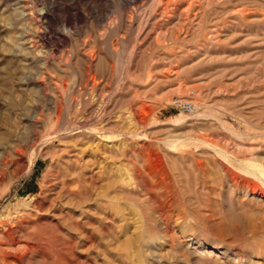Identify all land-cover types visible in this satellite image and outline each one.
<instances>
[{"label":"rangeland","instance_id":"1","mask_svg":"<svg viewBox=\"0 0 264 264\" xmlns=\"http://www.w3.org/2000/svg\"><path fill=\"white\" fill-rule=\"evenodd\" d=\"M94 1L26 0L38 10L50 7L48 17L58 34L36 44L35 62L30 67L28 63L21 65L6 47L11 33L7 20L13 8L0 1V172L4 168L0 238L6 229L14 230V237L22 244L19 253L23 264H53L55 259L59 264H264V26L261 30L254 25L246 27L232 11L221 14L231 10V5L209 0L203 2V24L193 23L190 36L181 41V34L176 33L182 25L178 12L166 19L167 24H163L165 18L157 24L152 17L154 0ZM216 18L223 26L220 44L204 36ZM36 30L34 27L31 33L38 35ZM175 35L181 36L178 42ZM78 51L79 57L73 59ZM220 51L224 58L215 62V53ZM41 59L49 61V67H43ZM40 70L49 80L60 81L57 92L64 111L53 134L72 120L85 119L87 131L92 129L90 132L103 141H98L100 148L112 149L116 156H111L113 161L103 156L107 174L96 186L99 189L94 188L93 200L96 195L109 196L107 178H118L110 172L115 166L129 172L136 169L149 184L144 192L131 190L121 183L122 178L116 179L113 226L109 222L110 204L97 200V205L92 201V208L99 212L106 209L105 215L91 217L93 225L83 226L84 234L74 226L86 223L76 206L69 222L45 209L48 194L43 185L52 179L56 168L52 165L48 169L51 159L40 155L52 154L57 144L50 138L40 141L32 151L28 148V135L49 130L46 125L35 127L21 119L24 105L38 103L42 108L47 102L38 101L32 86L18 88L22 79L33 81L36 77L39 82ZM92 78V83H85ZM179 84L186 87L176 89ZM48 87L49 93L53 87ZM77 97L83 100L78 105ZM173 97L191 98L196 112L186 115L171 109ZM95 129L99 132H93ZM18 148L24 154L15 157L13 152ZM4 161L7 164L3 167ZM159 206L164 207V213L154 212ZM36 224L45 234L41 235L44 232ZM24 232L35 233V239L23 238ZM2 242L0 247H6ZM42 242L51 244L43 246ZM35 243L42 244L41 251L22 250L24 245ZM54 247L66 251L64 258H56ZM43 250L51 262H44Z\"/></svg>","mask_w":264,"mask_h":264},{"label":"bare ground","instance_id":"2","mask_svg":"<svg viewBox=\"0 0 264 264\" xmlns=\"http://www.w3.org/2000/svg\"><path fill=\"white\" fill-rule=\"evenodd\" d=\"M3 5L7 6L10 5L13 9H11L10 12H12L10 14V18H8L7 22V26L9 31H11V33H8V37H7V43H6V47H8L9 49V53L11 52V54L13 55L14 58L18 59L19 63H23L21 65L27 64L29 67L32 64V62H35L34 57H35V53L38 50L36 47V44H38V42H46L47 40H53L55 39V36H57L58 34L52 29L51 27V20L49 19V15L48 12L51 11L50 7L43 9V10H38L36 9V7H34L31 3H26V0H0ZM94 1V0H93ZM96 1V0H95ZM94 1V2H95ZM98 2L100 0H97ZM153 1V0H152ZM214 0H212L213 2ZM219 4L222 6H232L231 10H225L224 13L221 14H227V12L229 13L230 11H232V13L235 15V17H237V19L239 20V22L243 25H246V27L248 26H257L260 30L261 27L264 26V0H218ZM45 2V1H44ZM134 2V1H133ZM203 2H205L207 4V2H209V0H154V4H153V12H152V17L156 22H159L161 20H166L168 17H171L172 14L175 12L177 15L178 12V17H180L182 19V25H181V29L176 32L177 34H181L178 35L180 36L182 39L181 41H183V39H187L190 35L191 29L193 27V23H195L196 21H198L196 23V25H198L199 23H201V25L203 24V19L205 17V13L204 11H202L203 6ZM96 3V2H95ZM218 4V3H217ZM2 5V6H3ZM79 5V4H77ZM89 5V4H88ZM91 5V4H90ZM94 5V3H93ZM133 5V4H132ZM50 6V5H49ZM74 6V5H73ZM134 6V5H133ZM137 6V5H135ZM143 6V5H142ZM218 6V5H217ZM61 7V6H60ZM214 7V5H213ZM9 8V7H8ZM52 8V7H51ZM132 8V6H131ZM140 8V7H139ZM208 11H209V7ZM10 9V8H9ZM94 9V8H93ZM135 9V8H134ZM204 9V8H203ZM215 9V7H214ZM230 9V8H229ZM8 10V9H7ZM55 10V9H54ZM64 10V9H63ZM137 10V8H136ZM133 11V9H132ZM55 11H53L54 13ZM127 12V11H126ZM221 12V11H220ZM129 13V12H128ZM174 13V14H175ZM1 14V13H0ZM6 14V13H5ZM52 14V13H51ZM133 14V13H132ZM173 14V15H174ZM130 15V16H129ZM128 16L131 17V14H129ZM134 15V14H133ZM126 16V15H125ZM135 16V15H134ZM137 16V15H136ZM207 16V15H206ZM128 17V18H129ZM175 17V16H173ZM233 17V15H232ZM52 18V17H51ZM151 18V17H150ZM176 18V17H175ZM67 19V18H66ZM132 19V17L130 18ZM206 19V18H205ZM226 19V18H225ZM219 18H216V20L212 23L210 29H208L209 31L207 32V34H205V40H210V41H214L217 44H220L221 42V29H223L222 24L220 23ZM74 21V20H73ZM131 23V20H129ZM226 21V20H225ZM232 21V20H231ZM3 22V21H2ZM152 22V21H151ZM167 20L165 23L163 24H167ZM212 22V21H211ZM223 22V21H221ZM71 23V22H69ZM68 23V24H69ZM123 23V22H122ZM129 23V22H128ZM129 23V24H130ZM162 23V22H161ZM170 23V22H169ZM226 23V22H223ZM65 24V23H64ZM127 24V22H126ZM127 24V25H129ZM157 24H160L157 23ZM172 24V23H170ZM66 25V24H65ZM156 25V24H155ZM227 25V23H226ZM225 25V26H226ZM263 25V26H262ZM171 26V25H170ZM205 26V25H204ZM36 27V29L38 30L39 34L38 35H33L32 29ZM42 27H44L45 29H42ZM167 27V26H166ZM227 27V26H226ZM127 28V27H126ZM179 28V27H178ZM209 28V27H208ZM225 28V27H224ZM2 29V28H1ZM64 29V27H63ZM157 29V28H156ZM195 29V28H194ZM263 29V28H262ZM7 30V29H6ZM36 30V31H37ZM158 30V29H157ZM183 30V31H182ZM229 30V29H228ZM1 31V30H0ZM159 31V30H158ZM172 31V30H171ZM193 31V30H192ZM256 31V30H255ZM35 32V31H34ZM33 32V33H34ZM62 32V31H61ZM64 32V31H63ZM165 32V31H164ZM200 32V31H199ZM37 33V32H36ZM257 33V32H256ZM262 34V33H261ZM255 35V34H253ZM176 36V35H175ZM176 36L175 37V42H178L179 37ZM256 36V35H255ZM174 37V36H173ZM263 37H261L262 39ZM4 39V38H3ZM157 40V39H156ZM260 40V39H259ZM55 41V40H54ZM53 43V41H51ZM149 42V41H148ZM262 42V41H261ZM157 44L158 41H156ZM264 43V42H263ZM41 44V43H39ZM44 44V43H43ZM202 44V43H201ZM45 45V44H44ZM54 45V44H53ZM38 46V45H37ZM41 47V45H40ZM42 48V47H41ZM49 48V47H48ZM58 48V47H57ZM96 48V47H95ZM52 49V48H51ZM46 50V49H45ZM7 51V50H6ZM55 52V51H54ZM53 52V53H54ZM85 52V51H84ZM38 53V52H37ZM46 53V52H45ZM52 53V52H51ZM81 56H83L84 58V54L82 53V51H80ZM42 54V53H41ZM50 54V53H49ZM44 55V52H43ZM48 55V54H47ZM79 51L76 52V54L73 55V59H76L77 57H79ZM57 56V55H56ZM93 56V55H92ZM96 56V55H95ZM216 56V57H215ZM215 59H213L215 62L223 60L224 56H223V52H216L215 53ZM47 56H44V58ZM51 57V56H50ZM86 57V56H85ZM98 57V56H97ZM54 58V57H53ZM36 59V58H35ZM47 59V58H46ZM66 59V58H65ZM82 59V58H81ZM228 59V58H227ZM43 60V59H41ZM49 61H52V58H48ZM89 62L92 64L93 63V59L91 57H89ZM87 60V62H88ZM9 61V60H8ZM17 61V60H16ZM49 61L47 60H43V67L48 66L49 65ZM63 61V60H62ZM83 61V60H82ZM54 62V59H53ZM58 62V61H57ZM68 62V61H66ZM65 62V64H66ZM71 62V61H70ZM73 62V61H72ZM78 62V61H77ZM86 62V61H85ZM86 62V63H87ZM88 62V63H89ZM96 62V61H95ZM40 63V62H39ZM56 63V62H55ZM41 64V63H40ZM8 65V64H7ZM33 65V64H32ZM25 66V65H24ZM93 66V65H92ZM49 67V66H48ZM24 68V67H23ZM42 68V67H41ZM46 68V67H45ZM43 68V70L45 69ZM61 68L64 70L66 68V66H64V68L61 66ZM25 70L27 69V67L24 68ZM30 69V68H29ZM92 69V68H91ZM28 70V69H27ZM32 70V69H31ZM46 70V69H45ZM176 71H178L176 69ZM25 72V71H24ZM23 72V73H24ZM40 78L39 82H37L35 79L36 77H34L33 81H28V79L26 77V79H22L19 82L18 88L20 87H27V86H32L34 87L36 92V97L38 99V101H46L47 102V106L43 105L42 108H39L38 103L37 105H24L23 108V120H27L26 122H31L33 125L38 126V125H46L48 127V132L45 133V130L42 131L43 134L40 133H36L35 129L33 135H28V148L32 151L34 150L38 143L42 140H49L51 138L54 139V141L56 142V151L53 152L52 154H41L40 158L42 159H51V164L48 166V169L51 168L52 165L55 166L56 168V172L52 174V179L44 182L43 185V190L44 193L48 194L47 198H45V209L46 211H49L52 215V213L54 215H57L61 218V220L64 221H71V219L74 217V206H76L77 208H79L80 213L78 215H84L85 216V222L81 223H76L75 229L78 230V232L80 231L79 234H84V230H83V226H88V225H93L91 224L92 222L90 221V218L95 216V215H105V211L103 210V208L100 210V212L98 210H95L94 208H92L93 206L91 205L92 201L94 202L93 204L97 205V203L100 204H110V206H108L110 209L108 210L110 212V217H109V222L110 224L113 226L115 223V215H116V211H117V206H116V196H118L117 194V182L119 180V178H122L120 180H123V182L121 181V183H124L127 188L129 187L131 190L133 189H140L141 191H144V189L148 188V185L146 183V181L143 179V177L141 176V174L134 169L133 172L132 171H126V170H122V167H116L115 163L112 169H110V172H112L114 175H116L118 178L117 181L116 179L113 180L112 177H108V181H110L109 183V188L111 191H109V196L107 197V194L105 193V196L100 197V195H96L94 200H93V190L94 188H96V186H98L100 183L104 182L105 180L103 179V177L106 176V167L103 164L104 158H106L107 160L111 159V156L116 158L113 152V154L111 153L112 149L108 150L106 149V147L104 148H100L98 141H102L97 139V137L94 135V133H91L90 131H92V129L90 131H87V122H86V126L83 122H85L84 120L81 121H76V120H72L71 122H69V124H67V127H65L64 129H61V131H56V134H53L54 129L59 127L60 123H61V118H62V114H63V102L62 98L60 96V93L57 92V89L61 86H59L57 83L60 81H56L57 83L49 80V77L47 76L46 72H42L40 70ZM38 73V72H37ZM25 74V73H24ZM34 74V73H33ZM65 74V73H64ZM223 74V73H222ZM5 75V74H4ZM31 75V74H30ZM176 75V73H175ZM178 75V74H177ZM18 76V75H17ZM22 76V75H21ZM29 76V75H28ZM32 76V75H31ZM35 76V75H34ZM45 77L48 78V81H46ZM108 77V76H107ZM22 78V77H21ZM30 78V76L28 77ZM87 78V77H86ZM18 80V78H16ZM20 79V78H19ZM31 79V78H30ZM29 79V80H30ZM16 80V82H18ZM38 80V79H37ZM94 81V78H92V80H88L85 79V83L86 84H90V82L92 83ZM64 82V81H63ZM83 82V81H82ZM4 83V82H3ZM62 83V81H61ZM260 83V82H259ZM50 85L51 87H53V89H49L50 92L48 93L47 91V87L48 85ZM47 85V86H46ZM62 85V84H61ZM59 86V87H58ZM85 86V84H84ZM23 87V88H24ZM25 87V88H26ZM91 87V86H90ZM186 87L185 85H177L176 89L179 88H184ZM10 88V87H9ZM12 88V87H11ZM16 88V87H15ZM14 88V89H15ZM49 88V87H48ZM63 88V86H62ZM22 89V88H21ZM33 89V90H34ZM27 90V89H26ZM29 90V88H28ZM18 92V90H17ZM60 92V91H59ZM15 94V93H14ZM34 94V93H33ZM63 94V92H62ZM17 98V97H16ZM86 98V97H85ZM84 98V100H85ZM18 99V98H17ZM36 99V98H35ZM36 99V100H37ZM75 99V98H74ZM81 97L80 99L77 97V105L80 104L79 102L81 101ZM221 99V98H220ZM87 100V99H86ZM85 100V102H86ZM20 101V100H19ZM73 101V100H72ZM83 101V100H82ZM81 101V102H82ZM25 102V101H24ZM36 102V101H33ZM43 103V102H42ZM76 103V102H75ZM29 104V101H28ZM40 104V103H39ZM74 104V103H73ZM42 105V104H41ZM67 105V104H66ZM22 106V105H21ZM65 106V105H64ZM84 106V105H81ZM86 106V105H85ZM66 108V107H65ZM72 108V107H71ZM68 109V106H67ZM70 109V108H69ZM260 109V108H259ZM17 112V111H16ZM19 112V111H18ZM21 112V114H22ZM68 112V111H67ZM70 113L72 111H69ZM74 112V111H73ZM131 112L129 111L128 116L131 117ZM68 113V114H70ZM75 113V112H74ZM10 114V111H9ZM19 114V115H21ZM72 114V113H71ZM77 115V114H76ZM64 116V115H63ZM69 116V115H67ZM129 117V118H130ZM66 118V117H65ZM76 119H78L76 117ZM80 120V119H79ZM88 120V119H87ZM91 121V119H90ZM25 123V122H24ZM38 124V125H37ZM99 126V125H98ZM39 127V126H38ZM44 127V126H43ZM101 127V125H100ZM41 128V126H40ZM94 128V127H93ZM98 128V127H97ZM107 128V127H105ZM42 129V128H41ZM101 129V128H99ZM37 130V129H36ZM38 131V130H37ZM41 130H39L40 132ZM101 131V130H100ZM93 132H99L98 129L93 130ZM104 132V131H103ZM33 133V132H32ZM101 133V132H100ZM103 134V133H102ZM103 142V141H102ZM206 144H208L207 141H204ZM41 143V142H40ZM46 143V142H45ZM202 143V142H201ZM209 145V144H208ZM43 146V145H42ZM113 146V145H112ZM102 147V146H101ZM15 148V147H13ZM43 148V147H42ZM108 148V147H107ZM111 148V147H110ZM52 149V148H51ZM245 150V149H244ZM117 151V150H116ZM48 152V151H45ZM50 152V149H49ZM52 152V151H51ZM50 152V153H51ZM118 152V151H117ZM122 153V152H120ZM119 153V154H120ZM15 157H19L22 156L24 154V151L21 149H14L13 152ZM124 154V153H123ZM117 155V154H116ZM125 155V154H124ZM123 155V156H124ZM106 156V157H103ZM120 156V155H119ZM101 157V158H99ZM118 159V157H117ZM112 160V159H111ZM113 161V160H112ZM7 161L3 162V167L7 164ZM107 162V161H106ZM110 163H112L110 161ZM109 164V163H108ZM113 165V164H112ZM108 166H111L110 164ZM53 167V166H52ZM1 169V168H0ZM3 172H4V168H2ZM55 171V170H54ZM123 171V172H122ZM3 172H0V183H1V179L3 178ZM121 175V176H120ZM124 177V178H123ZM44 179H46V176L44 175ZM107 181V180H106ZM120 182V181H119ZM119 186V185H118ZM100 187V186H99ZM98 188V187H97ZM96 188V189H97ZM95 189V192H96ZM99 189V188H98ZM102 189V188H101ZM106 189V188H105ZM104 189V190H105ZM108 190V189H107ZM106 190V191H107ZM152 190V188H151ZM148 191V190H147ZM150 191V190H149ZM254 191V189H253ZM124 192V191H123ZM122 192V193H123ZM128 192V191H127ZM145 192V191H144ZM108 193V192H107ZM117 193V194H116ZM126 193V192H125ZM254 193H251V195H253ZM125 195V194H124ZM128 195H130V192L128 193ZM127 195V196H128ZM135 195V194H134ZM132 195V196H134ZM152 196V195H151ZM150 197V196H149ZM118 198V197H117ZM128 198V197H126ZM152 198V197H151ZM97 200V203H95ZM149 200V199H148ZM155 200V199H154ZM166 200V199H164ZM99 201V202H98ZM160 201V200H159ZM158 202V201H157ZM134 203V202H133ZM136 203V202H135ZM152 203V202H151ZM161 203V202H160ZM159 203V204H160ZM130 204V203H129ZM156 202L152 203V205L157 206ZM167 205V204H166ZM39 206V205H38ZM80 206V207H79ZM152 206V207H153ZM43 209V210H45ZM100 209V208H99ZM164 209L163 206H159L157 207V210L154 212H162ZM41 210V209H40ZM157 212V214H158ZM164 213V211H163ZM108 214V213H107ZM22 215V214H21ZM109 215V214H108ZM161 215V214H159ZM56 216V217H57ZM136 216V215H135ZM156 216V215H155ZM58 217V218H59ZM104 217V216H103ZM18 218V217H17ZM59 218V219H60ZM160 218V217H159ZM16 219V218H15ZM93 220V218H92ZM82 222V221H81ZM22 224V223H20ZM67 225V224H66ZM24 226V224H23ZM37 226V224H36ZM35 226V227H36ZM40 226V225H38ZM38 226L36 228H38ZM69 226V225H68ZM5 227V226H4ZM58 227V226H57ZM92 227V226H91ZM97 227V226H96ZM1 228V227H0ZM7 228V227H6ZM5 228V229H6ZM21 228V227H20ZM28 228V227H27ZM40 228V227H39ZM38 228V229H39ZM55 228V227H54ZM23 229V228H22ZM42 228H40L41 230ZM53 229V228H52ZM69 229V228H68ZM74 229V228H73ZM74 229V230H75ZM13 230V229H12ZM11 229H6V231L1 232V238L0 241L2 242L3 240L5 241L6 247L4 246V248L0 247V264H23V260H22V255L19 253V249L21 247L22 244H20V242L14 237L13 232ZM37 230V229H35ZM34 230V231H35ZM49 230V229H48ZM163 230V229H162ZM16 231V230H15ZM26 231V229H25ZM43 230H41L42 232ZM19 232V231H18ZM21 232V231H20ZM19 232V233H20ZM30 232V231H29ZM39 232V231H38ZM44 232V231H43ZM56 232V231H55ZM54 232V233H55ZM59 232V231H57ZM132 232V231H131ZM163 232V231H162ZM25 233V232H24ZM37 233V231L35 232ZM34 233V235H35ZM15 234V233H14ZM40 234V233H39ZM45 234L44 233H41ZM51 234L52 233H48ZM60 234V233H59ZM115 234V233H114ZM21 235V234H19ZM33 234L28 235V234H24V236L22 235V237H27L28 240H32L35 239L34 237L37 235V238L39 239L38 233L34 236ZM33 236V237H30ZM56 236V234H55ZM29 237V238H28ZM60 237V236H59ZM68 237V236H67ZM42 238V237H41ZM53 238V236H52ZM51 239V238H49ZM58 238L56 237V240ZM74 239V238H73ZM41 240V239H40ZM43 240V239H42ZM45 240V239H44ZM43 240V241H44ZM55 240V239H54ZM69 240V239H68ZM33 241V240H32ZM37 241V239H36ZM64 241V240H63ZM41 242V241H40ZM45 242V241H44ZM56 242V241H55ZM58 242V240H57ZM3 243V242H2ZM0 243V244H2ZM39 243V240H38ZM50 243V242H48ZM48 243H43L47 244L49 246ZM59 243V242H58ZM36 244V243H35ZM40 244V243H39ZM41 244V245H42ZM51 244V243H50ZM54 243L53 245L55 246ZM61 244V243H60ZM98 244V243H97ZM3 245V244H2ZM38 246V244L32 246V245H24V249H22L24 252H30V251H35V249H38V251H41L42 249H40V246ZM46 245V246H47ZM71 245V244H70ZM91 245V244H90ZM46 246L44 248H46ZM58 246V245H57ZM61 246V245H60ZM23 247V246H22ZM63 247V246H62ZM71 247V246H70ZM49 248V247H48ZM48 248L46 251H48ZM61 248V247H60ZM95 248V247H94ZM40 249V250H39ZM52 249V248H51ZM65 249V246H64ZM64 249H58L57 247H54L53 252H55L58 256L57 257H61L63 255V258L65 256L66 251ZM69 249V248H68ZM8 250H12L13 253H10V251ZM21 250V249H20ZM70 250H72V248H70ZM32 251V253H34ZM43 250V252L40 254H43L44 258L47 260L48 259V253ZM69 251V250H68ZM67 251V252H68ZM96 251V250H95ZM22 252V251H21ZM36 252V251H35ZM52 254V252H49ZM53 253V254H55ZM72 253L71 251L68 252ZM101 253V252H100ZM38 254V253H37ZM70 255V254H69ZM67 255V256H69ZM40 256V255H39ZM54 255H52L53 257ZM66 256V257H67ZM71 256V255H70ZM51 257V258H52ZM72 257V256H71ZM62 258V257H61ZM60 258V259H61ZM70 258V257H69ZM24 259V258H23ZM59 259V260H60ZM44 260V259H42ZM53 260V259H52ZM51 259L49 260L50 262L52 261ZM56 261H53V264H59L58 259H55ZM67 260V259H66ZM26 261V260H25ZM48 260L44 262H49ZM65 261V260H64ZM78 261V260H77ZM63 262V261H62ZM67 262V261H65ZM61 263V261H60ZM64 263V262H63ZM25 264V263H24ZM50 264V263H49ZM66 264V263H65Z\"/></svg>","mask_w":264,"mask_h":264},{"label":"built area","instance_id":"3","mask_svg":"<svg viewBox=\"0 0 264 264\" xmlns=\"http://www.w3.org/2000/svg\"><path fill=\"white\" fill-rule=\"evenodd\" d=\"M169 107L179 113L192 115L196 112L197 106L191 98L173 97Z\"/></svg>","mask_w":264,"mask_h":264}]
</instances>
